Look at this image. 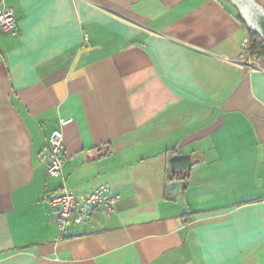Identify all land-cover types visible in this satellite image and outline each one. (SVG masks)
<instances>
[{
  "label": "crops",
  "instance_id": "obj_1",
  "mask_svg": "<svg viewBox=\"0 0 264 264\" xmlns=\"http://www.w3.org/2000/svg\"><path fill=\"white\" fill-rule=\"evenodd\" d=\"M6 1L18 30H0V264H264V55L240 64L237 8ZM68 119V187L119 200L59 242L60 181L42 157ZM177 156L191 170L170 194Z\"/></svg>",
  "mask_w": 264,
  "mask_h": 264
},
{
  "label": "built area",
  "instance_id": "obj_2",
  "mask_svg": "<svg viewBox=\"0 0 264 264\" xmlns=\"http://www.w3.org/2000/svg\"><path fill=\"white\" fill-rule=\"evenodd\" d=\"M0 30L15 34L18 30V21L15 10L7 5L6 0H0ZM249 40L242 45L243 57L240 60L244 67L252 68L254 59L249 55ZM232 63L229 59H224ZM73 123V119L62 120L61 128L56 129L49 140L47 152L42 160L47 165L48 176L60 181L58 191L49 198V205L59 229L57 241L65 240L70 230L76 226L90 227L96 214L104 210L110 217L115 213V205L119 197L113 195L107 185H102L89 193L78 194L71 190L65 179L64 167L65 141L62 128Z\"/></svg>",
  "mask_w": 264,
  "mask_h": 264
},
{
  "label": "water",
  "instance_id": "obj_3",
  "mask_svg": "<svg viewBox=\"0 0 264 264\" xmlns=\"http://www.w3.org/2000/svg\"><path fill=\"white\" fill-rule=\"evenodd\" d=\"M237 8L239 14L249 31L258 35L264 42V7L256 0H229ZM170 177H184L191 170L189 156H177L170 160ZM183 190L181 181L172 182L168 191L174 194Z\"/></svg>",
  "mask_w": 264,
  "mask_h": 264
},
{
  "label": "trees",
  "instance_id": "obj_4",
  "mask_svg": "<svg viewBox=\"0 0 264 264\" xmlns=\"http://www.w3.org/2000/svg\"><path fill=\"white\" fill-rule=\"evenodd\" d=\"M242 19V18H241ZM249 55L251 58L255 59L257 57H260L264 55V42L261 40V38L256 35L255 33L249 31ZM184 177H170V181H180Z\"/></svg>",
  "mask_w": 264,
  "mask_h": 264
}]
</instances>
